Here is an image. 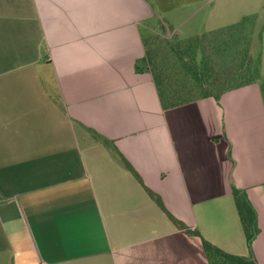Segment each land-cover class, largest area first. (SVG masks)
Instances as JSON below:
<instances>
[{
  "label": "crops",
  "instance_id": "0c3cea01",
  "mask_svg": "<svg viewBox=\"0 0 264 264\" xmlns=\"http://www.w3.org/2000/svg\"><path fill=\"white\" fill-rule=\"evenodd\" d=\"M239 22L264 68V0H0V264H264L263 82L170 103L145 59Z\"/></svg>",
  "mask_w": 264,
  "mask_h": 264
},
{
  "label": "rangeland",
  "instance_id": "374dc122",
  "mask_svg": "<svg viewBox=\"0 0 264 264\" xmlns=\"http://www.w3.org/2000/svg\"><path fill=\"white\" fill-rule=\"evenodd\" d=\"M164 31L158 41L153 38L157 35L145 37V59L167 101L215 94L254 79L260 85L263 82L264 88V68L259 66L263 46L252 36L256 33L246 22L191 38L165 36ZM209 256L211 264H240L225 257L219 259L214 252Z\"/></svg>",
  "mask_w": 264,
  "mask_h": 264
},
{
  "label": "trees",
  "instance_id": "16d2710c",
  "mask_svg": "<svg viewBox=\"0 0 264 264\" xmlns=\"http://www.w3.org/2000/svg\"><path fill=\"white\" fill-rule=\"evenodd\" d=\"M162 29L165 30L164 28H162ZM153 38H154L155 41H158L159 39H161V37L158 36V35L153 37ZM161 96H163V94H161ZM166 98H169V97H166ZM164 100H167V99H164ZM168 100H169V102L171 101L170 103H176V102H173L170 98ZM95 136L97 138H99L103 143H105L107 145L109 150L113 153V155L118 160L121 161V163L123 165H125L126 167H129V169H131L129 164H128V162L126 160H124L123 157L120 156V154L116 151V149L111 145V143L109 141H107L105 138L99 136L98 134H95ZM132 171H133V173H135L134 170H132ZM149 192L158 201V197L153 192H151V191H149ZM233 196L235 198L237 209H238L241 221H242L244 229H245L247 244H248L249 248H251L252 239L254 238V236L256 235V233L258 231V229H257V221H256V212H255L253 206L251 205L250 201L248 200V198H247V196H246L244 191H241L239 189L233 188ZM168 215L181 228H184V229L188 230L190 233H192L194 235L200 236V234H199V232L197 230L188 228L184 223H182L180 221H177V219H175L171 214L168 213ZM201 241H202L203 249L206 252L207 257L209 258L210 264H211V260H210L209 252H214V254L219 259L222 258V257H225L226 259H229V260L236 261V262L240 263L241 258L223 252L218 247L214 246L209 241H207V240H205L203 238H201ZM242 264H254V262L244 261Z\"/></svg>",
  "mask_w": 264,
  "mask_h": 264
}]
</instances>
